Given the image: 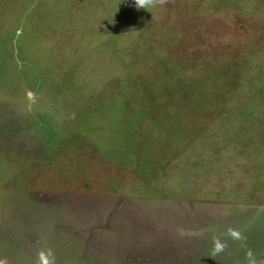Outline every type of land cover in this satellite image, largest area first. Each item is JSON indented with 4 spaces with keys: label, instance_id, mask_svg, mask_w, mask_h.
<instances>
[{
    "label": "rangeland",
    "instance_id": "rangeland-1",
    "mask_svg": "<svg viewBox=\"0 0 264 264\" xmlns=\"http://www.w3.org/2000/svg\"><path fill=\"white\" fill-rule=\"evenodd\" d=\"M49 251L264 264V0H0V264Z\"/></svg>",
    "mask_w": 264,
    "mask_h": 264
},
{
    "label": "clouds",
    "instance_id": "clouds-1",
    "mask_svg": "<svg viewBox=\"0 0 264 264\" xmlns=\"http://www.w3.org/2000/svg\"><path fill=\"white\" fill-rule=\"evenodd\" d=\"M168 0H134V4L137 10L143 9L148 11L149 8H154L157 6H163ZM224 250V245L217 244L210 255L211 258L214 257ZM51 257V259H50ZM39 264H54V256H52L49 251L47 254L41 252L39 254Z\"/></svg>",
    "mask_w": 264,
    "mask_h": 264
}]
</instances>
